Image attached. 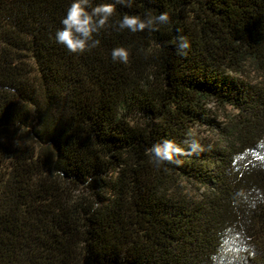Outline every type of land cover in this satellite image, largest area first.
<instances>
[{"label":"trees","instance_id":"obj_1","mask_svg":"<svg viewBox=\"0 0 264 264\" xmlns=\"http://www.w3.org/2000/svg\"><path fill=\"white\" fill-rule=\"evenodd\" d=\"M70 3L0 0V264H264V0H89L114 11L82 53L54 39ZM210 101L219 145L190 137ZM163 139L199 148L157 167Z\"/></svg>","mask_w":264,"mask_h":264},{"label":"clouds","instance_id":"obj_2","mask_svg":"<svg viewBox=\"0 0 264 264\" xmlns=\"http://www.w3.org/2000/svg\"><path fill=\"white\" fill-rule=\"evenodd\" d=\"M118 2L125 6L131 5V0H118ZM113 11L114 4L112 3L90 6L89 0H71L60 20L62 27L54 33L56 43L63 45L70 53H82L96 47L100 41L94 38V34H97L106 25ZM168 20L167 12H159L156 15L145 14L143 17L125 13L115 24L118 31L126 29L128 32L136 33L145 29L155 31L159 25L166 24ZM188 47L187 38L178 35L176 49L179 54L184 55V50ZM110 56L111 60L116 63H125L128 58L127 50L122 46L111 49ZM185 143L187 148L182 149L172 140L163 139L158 143H153L146 151L157 167L164 162L179 165L181 163L180 154L183 152L194 153L199 148L194 139L186 140Z\"/></svg>","mask_w":264,"mask_h":264},{"label":"rangeland","instance_id":"obj_3","mask_svg":"<svg viewBox=\"0 0 264 264\" xmlns=\"http://www.w3.org/2000/svg\"><path fill=\"white\" fill-rule=\"evenodd\" d=\"M243 76L250 80L252 73L247 72V75ZM206 107L207 119L213 121L212 123L215 125L218 124L219 127L215 128L207 123L194 125L191 128L190 137H194L197 142L204 145H215L219 143L220 129H222L229 122L235 111L230 106L221 105L213 101L208 102ZM192 192L197 193V188L193 187Z\"/></svg>","mask_w":264,"mask_h":264}]
</instances>
